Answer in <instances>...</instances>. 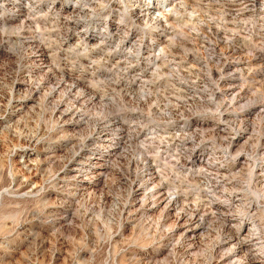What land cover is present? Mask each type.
<instances>
[{
	"label": "rangeland",
	"instance_id": "374dc122",
	"mask_svg": "<svg viewBox=\"0 0 264 264\" xmlns=\"http://www.w3.org/2000/svg\"><path fill=\"white\" fill-rule=\"evenodd\" d=\"M12 3H0V264H264V0L249 12L143 0L167 14L156 21L135 17L138 0ZM109 120L117 150L82 188L78 158ZM184 143L218 157L259 248L227 258L238 217L213 213L209 170ZM158 189L176 205L153 204ZM194 214L190 239L179 216Z\"/></svg>",
	"mask_w": 264,
	"mask_h": 264
},
{
	"label": "bare ground",
	"instance_id": "6f19581e",
	"mask_svg": "<svg viewBox=\"0 0 264 264\" xmlns=\"http://www.w3.org/2000/svg\"><path fill=\"white\" fill-rule=\"evenodd\" d=\"M6 1L9 0H0V3L3 2L4 5ZM17 1L18 0H13L14 3H12V5H15ZM163 1L168 8H173L178 0H163ZM239 1L245 4L246 6L245 10L247 12H249L248 10L251 11V9L247 5L249 3V0H239ZM142 2L143 0H138L139 5L136 7H132L136 18L143 19L150 17L154 21H156L162 19L164 15H167L165 14L164 10L155 11L154 6H152L151 4L143 5ZM81 6L79 7L75 6L74 10L78 11V13L83 12V9L82 8L80 9ZM21 7L27 9V7L23 5ZM29 11L31 12L32 10ZM28 16L29 13L26 12L25 18H27ZM230 89L231 88H229L227 93L229 94V96H234L235 91ZM111 122L109 120L103 126L97 129V133H96L97 136L96 138L90 140V144L88 145V150L86 151L85 154H83L85 156L82 155L78 158L79 164H77V168H76L78 173L73 175V182L77 183V181H79L80 187L82 188L88 189V186L89 187L93 186L95 182L99 181V179L103 176L104 172L108 168V158H110L111 154H113L117 150L118 142H115L117 139L115 137L121 134L116 133L117 131L116 129L115 130L113 129V125L111 124ZM120 140L121 138H119L118 141ZM192 146L193 145L191 144L184 143V147H185L184 150L185 152H187L188 154L187 156H189V158L193 160V162L191 161V163H194V160H196L197 162H199L200 165H203L205 168H208L210 173L209 176H205V181H206V193L208 197L211 199V201L209 200L210 203L208 202L210 204L211 210L213 211V213L222 217L225 221L228 220L231 215L238 217L237 218L238 221L232 225H229L228 226L229 228L226 229L229 232L228 233L229 236L226 239L224 245L228 246L229 244L234 243L236 246L234 248L233 253L227 256V258H237L243 252L249 253L253 248L254 249L255 247L259 248L260 241L258 242V239L254 237V232H253V230H256L255 225H253L252 222H249L250 219L244 218L241 215L240 216L237 215L239 210H242L245 207L244 206L245 204L243 202L244 200L243 197H239L240 195H238V193L235 191L233 182L224 179L226 177V174L223 176H219L218 174L213 173V172L216 173L220 172L223 169L220 162H217L218 159L215 160L218 157H215L214 154L213 155L210 154L207 156V158H205V156L201 152L197 156H193V154H195V150H193ZM152 170L154 169L151 167L147 168L145 174H143L140 180L141 185H138V189H136L135 191V196L139 199L143 198L146 195L145 194L146 189L150 188V186H152L155 181V177H156L155 172L153 173ZM210 175L216 177L211 178ZM261 177L263 178L262 181L264 182V170L261 173ZM152 197L156 199V201L153 203L155 205L165 204L166 207L165 209H170L172 206L174 207L175 204L174 200L170 199L169 195L165 191H161L158 189L157 191H155V193H152ZM221 200L224 201L225 204L220 205L214 202ZM152 209L153 208H151L150 210ZM183 219L185 220L186 223V236L188 238L190 239L193 238L195 235H198L203 230V224L201 218L198 215L194 214L193 216L190 217L179 216V220H183ZM250 256L251 258L249 260V264L262 263L259 257L256 256V254L255 255L252 254Z\"/></svg>",
	"mask_w": 264,
	"mask_h": 264
}]
</instances>
